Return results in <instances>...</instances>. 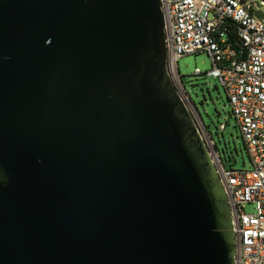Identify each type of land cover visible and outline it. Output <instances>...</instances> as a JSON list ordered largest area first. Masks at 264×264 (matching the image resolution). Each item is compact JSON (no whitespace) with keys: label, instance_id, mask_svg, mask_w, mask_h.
Instances as JSON below:
<instances>
[{"label":"water","instance_id":"95a60500","mask_svg":"<svg viewBox=\"0 0 264 264\" xmlns=\"http://www.w3.org/2000/svg\"><path fill=\"white\" fill-rule=\"evenodd\" d=\"M235 248L160 0H0V264H234Z\"/></svg>","mask_w":264,"mask_h":264},{"label":"built area","instance_id":"2783aa9c","mask_svg":"<svg viewBox=\"0 0 264 264\" xmlns=\"http://www.w3.org/2000/svg\"><path fill=\"white\" fill-rule=\"evenodd\" d=\"M167 46V69L183 99L186 90L178 59L207 52L204 72L223 86L250 156L251 169L226 167L211 156L226 192L236 248L234 264H264V17L261 0H160ZM235 31L239 44L226 35ZM202 72L196 68L195 74ZM184 88V89H183ZM189 105V104H188ZM224 131L226 123L220 122ZM253 209L247 211V205Z\"/></svg>","mask_w":264,"mask_h":264},{"label":"rangeland","instance_id":"374dc122","mask_svg":"<svg viewBox=\"0 0 264 264\" xmlns=\"http://www.w3.org/2000/svg\"><path fill=\"white\" fill-rule=\"evenodd\" d=\"M257 10L264 17V6H257ZM177 66L185 86L186 98L191 112L208 143L209 149L216 151V144L226 167L251 169L252 162L239 126L231 115L225 89L216 78L204 74L212 67L207 52L182 56L178 59ZM196 68L202 73L195 74ZM219 122L226 123V129L223 132L218 128ZM252 209L253 206L248 204L247 211Z\"/></svg>","mask_w":264,"mask_h":264},{"label":"trees","instance_id":"16d2710c","mask_svg":"<svg viewBox=\"0 0 264 264\" xmlns=\"http://www.w3.org/2000/svg\"><path fill=\"white\" fill-rule=\"evenodd\" d=\"M226 35H227V37H228L229 42H230L233 46L236 47V45L239 44L238 39L235 37V31H234V32H233V31H231V32H227ZM230 112H231V111H230ZM231 115H232V112H231ZM232 116H233V115H232ZM201 119H202V118H201ZM202 122H203V121H202ZM219 123H220V122H219ZM203 124H204V126L206 127V125H205L204 122H203ZM218 128H219V126H218ZM206 130H207V128H206ZM219 130H220V129H219ZM207 132H208V131H207ZM221 132H223V131H221ZM215 149H216L217 153L219 154L221 160L223 161V158H222V156H221L219 150L216 148V144H215Z\"/></svg>","mask_w":264,"mask_h":264}]
</instances>
